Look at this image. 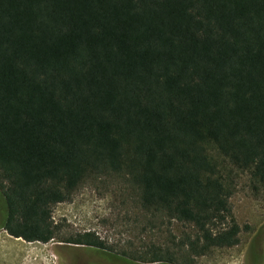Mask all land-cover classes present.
<instances>
[{"label": "trees", "instance_id": "1", "mask_svg": "<svg viewBox=\"0 0 264 264\" xmlns=\"http://www.w3.org/2000/svg\"><path fill=\"white\" fill-rule=\"evenodd\" d=\"M214 154L264 190V0H0V229L193 264L240 243ZM109 175L170 247L64 236L53 207ZM173 222L191 233L176 241Z\"/></svg>", "mask_w": 264, "mask_h": 264}, {"label": "rangeland", "instance_id": "2", "mask_svg": "<svg viewBox=\"0 0 264 264\" xmlns=\"http://www.w3.org/2000/svg\"><path fill=\"white\" fill-rule=\"evenodd\" d=\"M224 174L235 181L231 197L233 214L242 228L240 243L231 248H215L193 264H260L264 256V190H254L248 175L241 174L214 154ZM55 223L64 227V236L95 233L116 252L170 247L166 229H153L151 217L140 204L138 191L116 175L87 180L71 200L52 209ZM192 229L173 222L171 232L178 241ZM259 254L256 260L254 254ZM146 264L133 263L104 250L55 239L48 243L26 242L0 229V264ZM164 264V263H154Z\"/></svg>", "mask_w": 264, "mask_h": 264}, {"label": "bare ground", "instance_id": "3", "mask_svg": "<svg viewBox=\"0 0 264 264\" xmlns=\"http://www.w3.org/2000/svg\"><path fill=\"white\" fill-rule=\"evenodd\" d=\"M27 264V263H26Z\"/></svg>", "mask_w": 264, "mask_h": 264}]
</instances>
